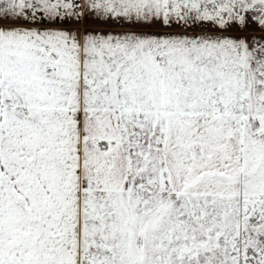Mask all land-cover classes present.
Wrapping results in <instances>:
<instances>
[{"label":"snow or ice","instance_id":"6c2138e0","mask_svg":"<svg viewBox=\"0 0 264 264\" xmlns=\"http://www.w3.org/2000/svg\"><path fill=\"white\" fill-rule=\"evenodd\" d=\"M0 264H264V0H0Z\"/></svg>","mask_w":264,"mask_h":264}]
</instances>
